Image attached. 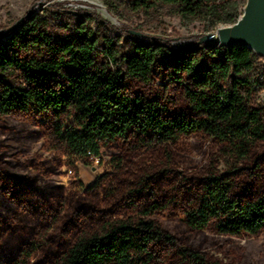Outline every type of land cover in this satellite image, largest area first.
<instances>
[{
	"label": "trees",
	"instance_id": "obj_1",
	"mask_svg": "<svg viewBox=\"0 0 264 264\" xmlns=\"http://www.w3.org/2000/svg\"><path fill=\"white\" fill-rule=\"evenodd\" d=\"M104 1L125 18L164 14L213 27L235 24L246 4ZM76 18L63 40L39 14L0 34V121L34 125L56 156L28 170L0 158V264H220L163 220L221 243L261 237L264 108L253 99L264 91V61L243 47L138 42L95 15ZM95 21L97 33L86 36ZM71 120L78 125L66 127ZM190 138L209 144L225 172L177 173L166 159ZM106 149L121 152L118 173L86 189L76 164ZM62 164L77 183L67 192L53 179Z\"/></svg>",
	"mask_w": 264,
	"mask_h": 264
},
{
	"label": "rangeland",
	"instance_id": "obj_2",
	"mask_svg": "<svg viewBox=\"0 0 264 264\" xmlns=\"http://www.w3.org/2000/svg\"><path fill=\"white\" fill-rule=\"evenodd\" d=\"M60 10L69 11V13L62 14L59 13ZM79 13L95 15L111 27L117 28L118 31L126 30L128 35H131L130 31L140 32L144 38L131 35L138 42L151 43L159 40L163 46H170L173 49L192 46L202 37L214 34L223 27H213L209 22L191 23L164 14L156 18L143 14L125 18L111 13L104 0H0V34L27 15L39 14L50 22V33L57 40H63L75 32L76 23H78L76 17ZM100 25L101 23L96 21L86 24L85 35H95ZM107 29L112 32L110 28L107 27ZM116 35L120 37L123 49L128 52L127 34L117 32ZM170 62L171 60H163L166 64ZM163 84L161 78H158L156 87ZM253 104L264 108V91L255 96ZM77 125L75 120L65 124L66 127ZM121 155L117 149H106L102 151L99 159L88 161L87 165L77 163L78 181L86 189L100 179L108 183L118 173L114 159ZM215 156L216 151L209 144L200 145L190 138L179 140L175 146H172L170 158L163 153L159 155V158H167V163L175 167L177 173L207 175L214 168L224 173L226 170L224 164L217 163ZM3 157L19 164L24 170L31 169L32 164L48 163L56 159L55 154L48 151L45 139L34 125L7 120L0 121V158ZM140 160L141 157L134 162ZM53 179L65 192L76 187L77 184L72 178V170L63 164L56 171ZM162 223L174 234L182 235L187 246L202 249V252L207 253L220 264H264V234L257 239H242L237 244H227L221 243L212 236L185 231L181 223L176 220H163Z\"/></svg>",
	"mask_w": 264,
	"mask_h": 264
},
{
	"label": "water",
	"instance_id": "obj_3",
	"mask_svg": "<svg viewBox=\"0 0 264 264\" xmlns=\"http://www.w3.org/2000/svg\"><path fill=\"white\" fill-rule=\"evenodd\" d=\"M25 18L18 20L3 33L8 35L20 28ZM129 33L137 38H144L140 32ZM212 44L224 49L247 48L264 61V0H246L242 15L235 24L220 27L216 33L206 35L198 41V45Z\"/></svg>",
	"mask_w": 264,
	"mask_h": 264
}]
</instances>
